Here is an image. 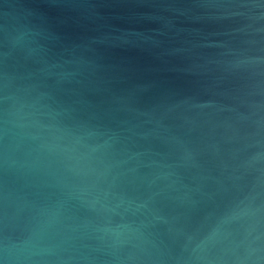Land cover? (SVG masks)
Wrapping results in <instances>:
<instances>
[{"label":"water","instance_id":"1","mask_svg":"<svg viewBox=\"0 0 264 264\" xmlns=\"http://www.w3.org/2000/svg\"><path fill=\"white\" fill-rule=\"evenodd\" d=\"M0 264H264V0H0Z\"/></svg>","mask_w":264,"mask_h":264}]
</instances>
